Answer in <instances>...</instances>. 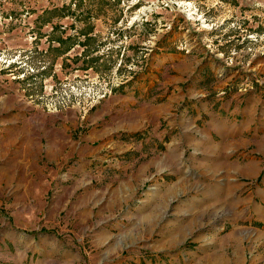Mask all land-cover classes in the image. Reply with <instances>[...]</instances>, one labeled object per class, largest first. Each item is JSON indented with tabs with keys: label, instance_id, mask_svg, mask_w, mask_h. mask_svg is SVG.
I'll return each instance as SVG.
<instances>
[{
	"label": "rangeland",
	"instance_id": "obj_1",
	"mask_svg": "<svg viewBox=\"0 0 264 264\" xmlns=\"http://www.w3.org/2000/svg\"><path fill=\"white\" fill-rule=\"evenodd\" d=\"M227 90L264 99V0H0V167L32 180L0 185V264H264L245 179L195 171L188 133L147 167L151 128L104 105Z\"/></svg>",
	"mask_w": 264,
	"mask_h": 264
},
{
	"label": "crops",
	"instance_id": "obj_2",
	"mask_svg": "<svg viewBox=\"0 0 264 264\" xmlns=\"http://www.w3.org/2000/svg\"><path fill=\"white\" fill-rule=\"evenodd\" d=\"M134 93L108 98L104 105L115 104L112 101L120 105L114 114L122 115V119L118 122L119 127L115 124V129L137 132L144 127L151 128L147 130V137L152 143L158 141L161 150L154 155L159 144L148 147L150 152L147 153L152 156L147 160V167L155 170L164 167L169 162L171 151L178 160L179 150L186 146L183 140L187 139L188 133V138L193 141L187 148L193 150L192 157L198 162L193 169L206 173L236 171L246 181L251 213L264 220V99L239 98L236 93L227 90L206 99L203 94V99L177 111L173 109L176 98L172 95L152 104L133 99ZM107 111L108 108H105L102 113ZM104 124L103 132H108L109 124L106 121ZM170 129L175 130L173 142H163ZM171 144L173 146L169 148ZM37 167L32 171H41V167ZM15 171H23L25 177L14 178ZM28 171L26 165L4 164L0 167V185H27L28 181H32L26 177Z\"/></svg>",
	"mask_w": 264,
	"mask_h": 264
},
{
	"label": "bare ground",
	"instance_id": "obj_3",
	"mask_svg": "<svg viewBox=\"0 0 264 264\" xmlns=\"http://www.w3.org/2000/svg\"><path fill=\"white\" fill-rule=\"evenodd\" d=\"M169 245V244H168Z\"/></svg>",
	"mask_w": 264,
	"mask_h": 264
}]
</instances>
